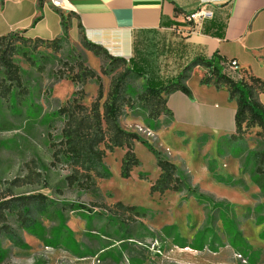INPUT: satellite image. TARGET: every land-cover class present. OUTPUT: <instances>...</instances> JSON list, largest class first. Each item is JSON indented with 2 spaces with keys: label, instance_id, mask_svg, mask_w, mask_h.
I'll use <instances>...</instances> for the list:
<instances>
[{
  "label": "rangeland",
  "instance_id": "rangeland-1",
  "mask_svg": "<svg viewBox=\"0 0 264 264\" xmlns=\"http://www.w3.org/2000/svg\"><path fill=\"white\" fill-rule=\"evenodd\" d=\"M54 9L58 27L52 35L44 33L54 44L34 47L31 41L32 61L15 56L25 93L0 98V196L44 193L56 211L52 207L40 216L35 231L12 217L19 241L0 240V264H264V191L251 178L254 164L245 145L221 141L235 131L236 104L227 90L215 95L198 90L197 76H204L205 68L193 69L191 84L209 114H222L218 127L208 116H189L185 108L192 103L181 95L172 100L177 109L172 119L156 131L148 130L140 109L127 110L121 118L124 129L149 140L179 167L195 193H152L161 171L156 155L142 142L134 146L141 164L130 177L121 175L125 149H116L105 158L109 176L97 178L95 187L68 185L70 167L54 159L65 121L57 112L76 90H84L86 105L98 90L96 80L76 85L71 78L83 64L101 76L107 93L112 77L125 67L88 50L76 15ZM186 33L180 24L138 33L134 58L145 76L130 80L132 95L150 79L177 76L196 58ZM249 149H256L255 141H249ZM118 202L141 207L145 214L134 220L107 209ZM66 204L78 207L62 209ZM175 238L187 247L178 246Z\"/></svg>",
  "mask_w": 264,
  "mask_h": 264
},
{
  "label": "trees",
  "instance_id": "trees-1",
  "mask_svg": "<svg viewBox=\"0 0 264 264\" xmlns=\"http://www.w3.org/2000/svg\"><path fill=\"white\" fill-rule=\"evenodd\" d=\"M44 1L40 0V5ZM176 11L179 12V8H176ZM31 41L35 42L34 47L54 44V41L49 43L48 40L39 37L29 38L25 31L0 37V98L10 100L25 93L21 68L15 62V56L21 54L28 61H32L27 50ZM84 45L95 55L110 61L112 65L124 66L125 69L112 77L107 93L101 76L83 64L71 78L76 85H85L91 80H96L98 90L90 105L83 102L84 90H76L75 96L57 112L65 121L61 140L54 145V159L70 167L68 185L86 190L95 187L97 178L109 176L105 158L108 151L114 152L116 149H125L121 175L130 177L134 168L141 164L134 146L136 142H142L156 155L157 165L161 171L159 178L151 187L152 193L164 195L167 192L186 190L191 194L195 193V190L188 186L179 167L167 159L149 140L137 132L124 129L121 118L126 115L127 110L140 109L144 113L143 119L148 130L161 129L166 121L173 117V112L168 106L169 96L180 91L192 99L193 93L188 81L194 68L204 67L206 73L201 83L213 85L217 89H226L229 100L236 104L235 131L221 141L245 145L248 160L254 164L253 171L250 172L251 178L264 191V103L260 100V96L264 95L263 79L250 74L247 70H241L240 77L228 74L225 71L226 60L216 53L211 58L196 57L177 76L167 81L148 80L142 91L134 96L130 92V80L145 76L142 66L136 59L113 56L106 48L89 40H85ZM128 61L132 66H127ZM249 141L256 142L255 150L249 149ZM244 170L248 171L247 167ZM52 207L56 211L55 203L44 193L14 195L8 192L0 196V240L5 238L14 243L19 241L17 232L11 225L12 217H15L22 228L35 231L39 217L50 213ZM77 207L66 204L62 209L75 211ZM79 207L83 208V205ZM106 207L112 212L128 215L134 220L145 214L143 208L125 205L122 202ZM175 240L178 246L187 247L186 242L177 238Z\"/></svg>",
  "mask_w": 264,
  "mask_h": 264
},
{
  "label": "crops",
  "instance_id": "crops-1",
  "mask_svg": "<svg viewBox=\"0 0 264 264\" xmlns=\"http://www.w3.org/2000/svg\"><path fill=\"white\" fill-rule=\"evenodd\" d=\"M204 1L63 0L61 8L76 15L88 40L103 46L113 56L134 58L138 50V33L180 24L187 31L186 43L191 48V56L211 58L217 53L226 60V64L236 60L240 70H247L264 80V0L209 3L205 7L213 12L212 18L198 24L188 23L185 16L200 9ZM54 7L46 1L40 5V0H0V37L25 31L29 38L46 39L45 36L52 35L59 22ZM45 30L50 35H44ZM225 71L230 72L227 65ZM193 75L188 81L194 91L193 98L179 91L169 96L168 106L175 113L177 109L173 107L172 100L181 95L192 103L191 107L185 108L189 116H208L214 123L212 126H217L222 114H209L205 110L191 84ZM202 77L197 76V88L203 95L226 93V89L202 84ZM263 96L260 100L264 103Z\"/></svg>",
  "mask_w": 264,
  "mask_h": 264
},
{
  "label": "built area",
  "instance_id": "built-area-1",
  "mask_svg": "<svg viewBox=\"0 0 264 264\" xmlns=\"http://www.w3.org/2000/svg\"><path fill=\"white\" fill-rule=\"evenodd\" d=\"M54 6L61 8L63 6V0H49ZM221 1H228V0H205L203 3V6L196 10L195 12H192L188 15L185 16V20L188 23H195L198 24L201 21L205 19H209L213 17V12L205 7L206 4L209 3H216V2H221ZM227 68L230 70L228 74H231L232 76L233 73H239L241 72L239 63L236 60H231L227 62Z\"/></svg>",
  "mask_w": 264,
  "mask_h": 264
}]
</instances>
